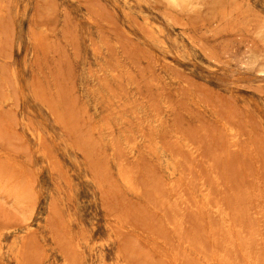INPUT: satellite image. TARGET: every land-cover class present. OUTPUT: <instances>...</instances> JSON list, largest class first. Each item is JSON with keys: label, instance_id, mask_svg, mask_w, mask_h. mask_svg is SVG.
<instances>
[{"label": "rangeland", "instance_id": "374dc122", "mask_svg": "<svg viewBox=\"0 0 264 264\" xmlns=\"http://www.w3.org/2000/svg\"><path fill=\"white\" fill-rule=\"evenodd\" d=\"M0 264H264V0H0Z\"/></svg>", "mask_w": 264, "mask_h": 264}]
</instances>
